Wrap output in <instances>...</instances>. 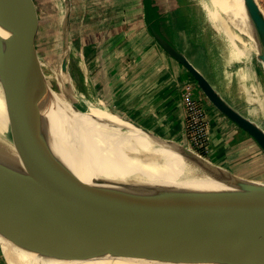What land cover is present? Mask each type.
Here are the masks:
<instances>
[{
	"label": "water",
	"instance_id": "1",
	"mask_svg": "<svg viewBox=\"0 0 264 264\" xmlns=\"http://www.w3.org/2000/svg\"><path fill=\"white\" fill-rule=\"evenodd\" d=\"M235 1L255 59L264 68V13L256 0ZM143 5L156 44L190 74L209 104L264 153V132L225 101L169 42L158 27L159 10L151 20L144 0ZM7 22L0 19V105L10 125V130L0 128L2 220L36 234L131 240L188 261L264 264L263 182L237 177L130 122L134 133L156 139L179 158L189 175L167 181L122 178L105 171L94 160L97 146L62 128L21 85L4 33L17 42H25V33L15 20ZM66 39L65 31L63 42ZM27 44L22 48L26 56L31 54ZM60 67L69 72L66 58Z\"/></svg>",
	"mask_w": 264,
	"mask_h": 264
},
{
	"label": "bare ground",
	"instance_id": "2",
	"mask_svg": "<svg viewBox=\"0 0 264 264\" xmlns=\"http://www.w3.org/2000/svg\"><path fill=\"white\" fill-rule=\"evenodd\" d=\"M186 1L194 8L195 25L199 22L200 11L197 9L201 10L207 24L202 29L198 27V34L205 43L213 67L212 80L196 65L198 70L203 72L206 78L208 76L207 79L225 101L264 132V98L251 75L252 72L240 68L235 75H228L226 79L219 74L217 59L220 54L226 58V64L241 63L245 60L244 53L236 41L237 37L229 27L230 24L234 25L237 31L247 36L236 1ZM69 49V43L65 40L63 50L68 53ZM79 65L84 66L83 62ZM33 69L39 70L41 76L53 83L59 92L46 91L38 85L34 80ZM33 69L27 68L23 63H16L18 78L23 88L49 115L56 118L62 128L75 138L87 139L97 146L94 160L105 171H111L115 176L122 178L167 181L183 179L189 175L188 168L179 158L166 150L156 139L134 133L128 128L127 122L112 115L101 100L87 102V112L69 105L66 100L73 101L71 94L76 96L78 93L77 96L81 98L84 96L82 93H76L75 81L65 68L57 67L44 72L41 67L34 65ZM262 71L264 72V68ZM53 107L58 110L52 109ZM0 128L10 130L9 123L3 117L1 105ZM0 238L3 250L12 264H26L27 261L23 263V258L33 264H206L165 255L131 240H86L36 234L1 218Z\"/></svg>",
	"mask_w": 264,
	"mask_h": 264
},
{
	"label": "crops",
	"instance_id": "3",
	"mask_svg": "<svg viewBox=\"0 0 264 264\" xmlns=\"http://www.w3.org/2000/svg\"><path fill=\"white\" fill-rule=\"evenodd\" d=\"M79 1L83 5L82 15L77 22L79 24L77 29L80 26V30H77V37L72 36L71 22L76 16L74 14L69 22L66 39L80 40L81 46L73 44L77 48L79 59L73 61L70 57L67 67L74 72L75 82L84 87L85 94L91 102L101 100L119 119L137 125L163 139L173 137L178 140L179 138L189 151H197L188 143L190 134L186 126L187 104L196 102L202 106L206 114L207 139L211 152L208 159L200 158L246 179L235 174L234 170L226 165V159L223 160L222 157L232 148L239 147L238 149L242 150L244 147H251L252 139L215 109L210 111V116L207 115L205 109L209 103L207 100L204 101L205 97L192 77L180 64L158 49L155 40L150 39L147 27V32L140 34L127 30L130 23L123 18V12L131 9L133 11V7L125 8L122 5L124 9L114 13V17L108 19L107 25L101 28L103 24L101 17H97L100 8L95 0ZM140 1L143 24L146 26L143 0ZM258 4L264 10V0H258ZM148 5L159 10L151 0ZM58 23L61 26L60 22ZM158 27L162 31L163 27ZM88 28L95 31L89 32ZM60 35V52L63 54L64 32L61 27ZM170 35L171 33L168 34ZM84 38H90L91 41L83 42ZM173 38L175 40V37ZM94 40H98L100 44L94 43ZM168 40L196 69H199L200 64H196L192 54L180 50L173 43L171 36ZM80 62H83L84 70L81 69ZM24 262L33 264L23 258ZM0 264H12L3 250L1 238Z\"/></svg>",
	"mask_w": 264,
	"mask_h": 264
},
{
	"label": "rangeland",
	"instance_id": "4",
	"mask_svg": "<svg viewBox=\"0 0 264 264\" xmlns=\"http://www.w3.org/2000/svg\"><path fill=\"white\" fill-rule=\"evenodd\" d=\"M0 1L1 5L3 4L2 6H0L1 22L4 25H8V19L15 20L22 28V32L25 33V42H17L16 40H12L11 38H9L8 35L3 32L8 48L16 62L23 63L30 69H33L34 65H38L43 69L44 72H48L49 70H54L55 68L60 67V62L61 60H64V58H66L67 61L70 57L72 60L79 59L77 48L73 45L75 44L76 46H81V42L78 39H75L73 41L71 39L68 40L70 48L68 54L60 53V27L63 29L64 33L65 31L67 33L69 24L67 25V27L65 26V24L67 23V21L70 22L72 20L71 16H74L75 14L76 16L71 22V27L73 28L72 36L77 37V30H80V26L77 29V25H79L77 22H79L83 11L82 2H80L79 0ZM256 1L258 3V0ZM95 2L99 5L100 8L98 10L97 17H101V22L103 23L101 25V28L104 27V25H107L108 19L114 17V13L120 12L122 10L123 5L125 8L128 6L133 7V11L131 9V11L129 10L123 12V18L128 20L130 23L129 27H127V30H133L137 34H140L141 32H147V26H144L143 24V11L140 8L142 7L140 0H123V2L121 0H95ZM152 3L153 5H157V7H159L158 25L163 27L162 31L163 33H165V36L167 35L166 38L168 39V37L171 36L173 43H175L178 48H180V50L185 53L189 52V54H192L193 58L196 59V64L199 63L200 67H202L201 69L205 72V75L208 74L209 79L212 80L213 67L208 57L205 43L202 41L198 34V27L202 29L207 25L205 24L203 16L201 15V10L197 9L198 12L200 11V18L198 17L199 22L195 25V17L193 14L194 8L190 7L189 3L186 0H152ZM261 10L264 13V10ZM58 22H60L61 26ZM152 26L157 31V25L155 24ZM229 27L232 34L237 37L236 41L238 42L240 49H242L244 53L245 60L241 63L233 62L230 64H226V58H224L222 54H220V56L218 55L219 57L217 60L218 67L220 69L219 74H221V77L226 79L228 75L230 77L235 75V73L238 72L240 68L243 70L247 69L250 73L252 72L251 75L254 77L256 84L260 87V93L264 98V72L262 71L260 64L255 59L254 45L248 35L245 36L243 33L237 31L234 25L230 24ZM88 31L94 32L95 30L88 28ZM169 33H171L170 36H168ZM149 34L147 35L149 36ZM82 37L85 36L82 35ZM149 37H151L150 39H153L151 34ZM173 37H175V40ZM86 40H88V42L91 41L90 38H84L82 41L85 42ZM94 43L100 44L98 40H94ZM23 44H27L30 47L31 52L29 53L31 54H28L27 56L23 55ZM157 47L161 50L158 44ZM81 69L84 70V66L81 67ZM33 75L36 82L46 91L59 92V90L53 83H50L46 78L41 76V72L39 70L33 69ZM73 76V81H75L76 77L74 72ZM74 87L76 93H82L84 96V98H81L77 96L78 93L76 94V96L71 94V97H73V99L76 101L75 105L79 108V110H83L82 112H87L88 108L86 106V103H90L91 100L89 99L88 95L85 94L84 87H81V85H78V83L76 82H74ZM63 93L64 92L62 91V95L65 94ZM203 99L204 101H206L205 98ZM66 101L69 103V105L75 107L73 101L69 99H67ZM52 109L58 110L55 107H53ZM213 109L214 108L210 104H208L207 109H205L208 116H210V111ZM166 140L173 143L176 142V144H178L180 148L188 150L186 145L183 144V141H181V139L179 140V138L177 140L173 137H166ZM238 148H232L222 157L223 160L226 159V165L230 166V168L234 170L235 174H239L241 177H245L247 180L249 179L252 181L264 183L263 151L257 146L254 141L251 142V147L249 148L244 147L242 150ZM190 152L197 155L198 157H203L206 159H208L211 153L209 152L208 142L207 149L201 148L198 149V151L193 150ZM185 172L187 173V171Z\"/></svg>",
	"mask_w": 264,
	"mask_h": 264
},
{
	"label": "built area",
	"instance_id": "5",
	"mask_svg": "<svg viewBox=\"0 0 264 264\" xmlns=\"http://www.w3.org/2000/svg\"><path fill=\"white\" fill-rule=\"evenodd\" d=\"M187 129L189 131L188 143L195 150L207 149V123L206 114L202 106L196 102H188L187 104Z\"/></svg>",
	"mask_w": 264,
	"mask_h": 264
},
{
	"label": "trees",
	"instance_id": "6",
	"mask_svg": "<svg viewBox=\"0 0 264 264\" xmlns=\"http://www.w3.org/2000/svg\"><path fill=\"white\" fill-rule=\"evenodd\" d=\"M148 2L149 0H144V4H145V7L147 8V15L149 16V19L151 18L152 19H157V12H158V9L157 8H150L149 5H148ZM69 75L71 76V79L74 80V76H73V71L69 70Z\"/></svg>",
	"mask_w": 264,
	"mask_h": 264
}]
</instances>
